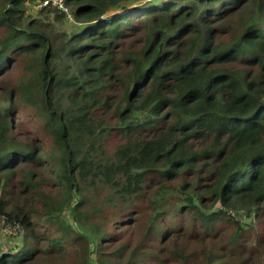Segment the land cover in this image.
Masks as SVG:
<instances>
[{
    "label": "trees",
    "instance_id": "trees-1",
    "mask_svg": "<svg viewBox=\"0 0 264 264\" xmlns=\"http://www.w3.org/2000/svg\"><path fill=\"white\" fill-rule=\"evenodd\" d=\"M11 1L0 222L24 234L0 264H149L177 240L214 241L211 264L253 235L264 264V0H65L70 33L42 19L68 21L55 7L30 17L44 0ZM18 110L34 114L32 137Z\"/></svg>",
    "mask_w": 264,
    "mask_h": 264
},
{
    "label": "rangeland",
    "instance_id": "rangeland-1",
    "mask_svg": "<svg viewBox=\"0 0 264 264\" xmlns=\"http://www.w3.org/2000/svg\"><path fill=\"white\" fill-rule=\"evenodd\" d=\"M157 1V0H156ZM42 3V2H41ZM40 3V4H41ZM39 4V5H40ZM39 6L33 7V9H29L30 17H39ZM69 9V8H68ZM69 11V10H68ZM44 19L45 23H50L52 27L58 32L62 33H70L79 26V22L76 19H72L71 21H62V22H54L51 18H46L45 16H41ZM73 17V16H71ZM74 18V17H73ZM19 72L16 71L13 77L17 78ZM18 114L13 118V127L14 129L21 135L22 137H32L34 130L37 127V122L34 119V114L26 110L24 114L20 113L19 110ZM118 138L112 137L107 143V150L111 152L113 148L118 144ZM75 200H79L78 197ZM64 215L68 221H70L69 211H65ZM108 217L110 215L108 214ZM101 222V221H100ZM131 223V222H130ZM114 222L110 219L109 222L105 225L106 231L112 232L111 225L114 227ZM3 223L0 222V249L2 247H12L15 242L19 241L20 236H23L24 232L18 225L14 227H2ZM129 227L126 230L125 239H127L130 243L135 244L137 238V232L133 231L132 224H129ZM258 233H264V226L262 224L258 225ZM122 232L125 231V228L122 227ZM257 233V232H256ZM113 234V233H112ZM254 235L251 240L249 241L247 248L242 250L241 254L238 256H234L233 259L225 258H215L216 262L211 264H258L259 258L257 256H253L251 252L248 250L249 245H251L254 241ZM120 239H113L110 244H116ZM214 241H207L205 244L198 243V242H190V241H181L177 240L173 243H169L165 246V248H161L162 246H157L158 250H162L159 253V260L150 261L149 264H207L209 263V259L204 257L207 251L211 250L215 253H218L219 245H214ZM251 243V244H250ZM264 248V245L262 246ZM226 251V248L225 250ZM222 251V253H224ZM156 251H153L155 254ZM93 254L89 255L88 258H93ZM262 260V259H261ZM43 262H46L44 259ZM94 264V263H93Z\"/></svg>",
    "mask_w": 264,
    "mask_h": 264
},
{
    "label": "built area",
    "instance_id": "built-area-1",
    "mask_svg": "<svg viewBox=\"0 0 264 264\" xmlns=\"http://www.w3.org/2000/svg\"><path fill=\"white\" fill-rule=\"evenodd\" d=\"M52 6L60 11L66 13L68 20L71 21V15L69 14L68 8L65 6V0H44L39 7Z\"/></svg>",
    "mask_w": 264,
    "mask_h": 264
},
{
    "label": "water",
    "instance_id": "water-1",
    "mask_svg": "<svg viewBox=\"0 0 264 264\" xmlns=\"http://www.w3.org/2000/svg\"><path fill=\"white\" fill-rule=\"evenodd\" d=\"M13 0L10 2V4H12Z\"/></svg>",
    "mask_w": 264,
    "mask_h": 264
}]
</instances>
